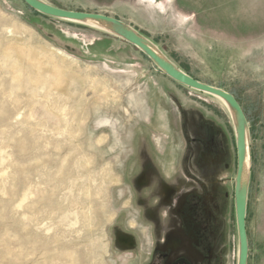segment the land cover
Segmentation results:
<instances>
[{
    "label": "rangeland",
    "instance_id": "1",
    "mask_svg": "<svg viewBox=\"0 0 264 264\" xmlns=\"http://www.w3.org/2000/svg\"><path fill=\"white\" fill-rule=\"evenodd\" d=\"M46 1L120 18L236 96L250 125L248 264H264V0ZM228 111L113 34L0 0V264H237Z\"/></svg>",
    "mask_w": 264,
    "mask_h": 264
},
{
    "label": "water",
    "instance_id": "2",
    "mask_svg": "<svg viewBox=\"0 0 264 264\" xmlns=\"http://www.w3.org/2000/svg\"><path fill=\"white\" fill-rule=\"evenodd\" d=\"M24 1L29 7L47 17L87 25H99L103 27L106 32L137 47L161 71L173 80L189 88L220 97L226 102L233 119L237 148V169L234 189L235 215L239 244L237 264H248L250 243L246 218L250 192L252 153L249 121L236 96L222 88L210 85L191 76L169 58L150 38L120 18L99 12L70 10L56 6L46 0Z\"/></svg>",
    "mask_w": 264,
    "mask_h": 264
},
{
    "label": "flooded vegetation",
    "instance_id": "3",
    "mask_svg": "<svg viewBox=\"0 0 264 264\" xmlns=\"http://www.w3.org/2000/svg\"><path fill=\"white\" fill-rule=\"evenodd\" d=\"M143 177H144V181L142 183H144L145 180H146V176L144 175ZM172 195H173V189L170 186L166 185L165 186V193H164L165 199L167 201H169L171 199ZM197 233L194 230V228H190V230H189V237H190L191 240L193 239V241H194L193 243H194V245L196 247L197 246H200V240H199L200 238H199V234H197ZM124 236H128V237L131 238L130 246H127V245L124 244L126 246V248H128V249L129 248L130 249L133 248L135 246V244H136L134 238L130 234H125ZM155 256H156V253H154L152 255V258L155 259ZM164 264H191V262L188 261L184 256L183 257L182 256H179V257H176L173 260L168 261V262H166Z\"/></svg>",
    "mask_w": 264,
    "mask_h": 264
},
{
    "label": "bare ground",
    "instance_id": "4",
    "mask_svg": "<svg viewBox=\"0 0 264 264\" xmlns=\"http://www.w3.org/2000/svg\"><path fill=\"white\" fill-rule=\"evenodd\" d=\"M94 27H96V28H98V29H101V30H104L105 31V29L103 28V27H101V26H99V25H97V24H92ZM62 53V52H61ZM217 97V96H216ZM223 104H224V106L229 110V108H228V105L226 104V102L223 100V99H221L220 97H217ZM228 112H230V110L228 111ZM120 241L123 243V244H125V245H127V246H130V243H131V238L130 237H128V236H124V235H121L120 236Z\"/></svg>",
    "mask_w": 264,
    "mask_h": 264
},
{
    "label": "trees",
    "instance_id": "5",
    "mask_svg": "<svg viewBox=\"0 0 264 264\" xmlns=\"http://www.w3.org/2000/svg\"><path fill=\"white\" fill-rule=\"evenodd\" d=\"M39 13V12H38ZM40 14V13H39ZM45 16V15H44ZM47 17V16H46ZM247 116V115H246Z\"/></svg>",
    "mask_w": 264,
    "mask_h": 264
}]
</instances>
